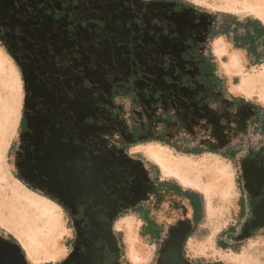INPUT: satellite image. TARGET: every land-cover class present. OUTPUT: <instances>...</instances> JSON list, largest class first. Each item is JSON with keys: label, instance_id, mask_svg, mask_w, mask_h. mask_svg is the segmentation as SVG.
Instances as JSON below:
<instances>
[{"label": "rangeland", "instance_id": "374dc122", "mask_svg": "<svg viewBox=\"0 0 264 264\" xmlns=\"http://www.w3.org/2000/svg\"><path fill=\"white\" fill-rule=\"evenodd\" d=\"M77 1L80 7H69L66 3L69 0H0V240L16 244L28 264H59L78 244V230L72 213L62 202L54 201L51 192L47 193L35 182L25 179L17 159L22 139L21 121L27 102V69L41 67L42 63L37 64L36 59L45 56L46 60H51L52 53L59 50L56 68L69 74L68 69L75 57L73 49H88L82 42L75 41L73 35L76 29L85 30L90 22H78L75 18L84 15L88 18L87 12L92 14L95 8L89 6V0ZM100 1L107 9L119 6L115 15L124 18L105 21L106 28L111 25L112 33H119L134 9L130 0ZM181 1L206 15L228 9L229 4V0ZM257 2L248 0L246 5L255 9ZM58 13L61 14L59 17ZM150 24L154 23L150 20L148 26ZM155 26L159 32L173 30L163 22L155 23ZM233 73L225 77L227 82L238 85L249 76L245 97L248 102L264 108V63L243 67L242 72ZM76 89L78 93L82 92L80 87ZM126 92H122L125 95L122 101H117L124 116L128 117L133 106ZM225 114L228 118L201 115L200 124L193 128L195 136L207 146L204 151L187 153L161 145L160 141H151L145 145L151 149L150 152L145 149L147 155L144 152L130 154L141 158L147 172L156 179L164 178L183 191L196 193L201 209L195 220L191 216V207L181 194L156 192L149 204L152 217L161 227L157 243H154L152 237L138 234L140 220L126 207L114 221L117 229H113V225L111 229L117 264H264V228L239 238L245 231L242 225L247 223L246 192L242 180V161L247 157V150L231 158L218 153L226 141H238L248 131L247 112H239L234 117L231 113ZM126 123L124 119L123 124ZM252 145L250 151L257 152L258 141L253 140ZM175 146L182 147L179 142ZM119 171L118 174L123 173V168ZM143 175L142 170V180L145 179ZM186 223L191 229L185 226ZM180 224L188 229L187 233L189 231L183 250H178L177 245L182 232Z\"/></svg>", "mask_w": 264, "mask_h": 264}, {"label": "crops", "instance_id": "0c3cea01", "mask_svg": "<svg viewBox=\"0 0 264 264\" xmlns=\"http://www.w3.org/2000/svg\"><path fill=\"white\" fill-rule=\"evenodd\" d=\"M179 1L154 0L145 3L144 0H130V6L134 9L126 22L129 26L124 25L126 30L123 27L122 32L119 30V33L113 34L114 29L111 25L106 28L105 21L124 18L123 15H115L119 6L107 9L100 0H89V6H94L95 11L92 14L88 11V18L84 15L75 20L89 21L90 25L85 30L76 29L73 35L75 41L82 42L88 49H73L74 62L68 69L69 76H75L76 85L82 91L79 100L86 104V115L90 123L87 143L93 152L92 157L107 161L116 173H120L121 165L135 163L138 171L141 173L143 170L145 174L142 182L146 186L139 191L138 199L131 206L139 204L147 210L146 222L141 215L143 213H133L140 220L138 234L152 237L154 243H157L156 237L150 232L142 233L150 220L154 223L151 225L153 231L161 228L151 215V196L159 191L172 192L174 195L179 192L170 189L171 183L166 179L151 176L145 164L140 162L141 158L130 154L145 153L146 144L160 141L157 134H162L166 141L164 144L160 141L161 145L175 148L177 142H183L186 144L185 148H205L207 146L195 136L193 129L200 124L201 115L209 118L220 115L219 119L221 116L223 119L228 118L225 113H231L234 117L243 111L247 112L248 131L245 133V142L248 143L246 147H240L239 153L252 149L253 140L258 141L259 148L264 147V128L260 132L253 131V126L249 123L251 109L239 104L236 99L248 101L245 96L250 77L246 75L248 77H244L243 83L238 85L225 79L235 71L229 66L230 56L233 54L238 55L241 61L244 59L240 72L243 67L264 63V9H259V12L251 10L244 1L234 0L232 5L228 4V9L206 15L198 8L184 6L187 3ZM66 3L69 7L80 5L78 1L73 4L69 0ZM224 15L229 21L239 24L237 29L233 27L219 30ZM150 20L154 24L148 26ZM158 22L168 24L170 29L178 24L185 25L184 31L181 34L173 31L159 32L154 28ZM210 29L217 32L211 35ZM200 55L201 59L196 60ZM206 57L208 62L214 63V74L221 78V83H212L208 87L194 80L201 64L203 63L204 68L207 66L203 60ZM183 74L187 76L186 85L179 81ZM128 79L131 80L130 83L122 84ZM126 91L134 109H130L128 117L124 116L122 106L118 103L125 96L122 92L126 94ZM173 118L177 119L178 124L173 122ZM124 119L127 125L123 124ZM144 122L145 132L150 133L153 139L132 143L129 135L135 127L143 128ZM241 140L242 138L238 141L228 140L221 148ZM147 151L150 152L151 149L147 148ZM184 198L189 202L188 198ZM185 226L191 229L189 223ZM149 227L150 225L147 227L150 231ZM114 228L117 229L113 222Z\"/></svg>", "mask_w": 264, "mask_h": 264}, {"label": "flooded vegetation", "instance_id": "af4514ba", "mask_svg": "<svg viewBox=\"0 0 264 264\" xmlns=\"http://www.w3.org/2000/svg\"><path fill=\"white\" fill-rule=\"evenodd\" d=\"M184 27L178 24L172 31L181 34ZM59 53L55 50L51 60L40 56L36 63H42L41 67L26 71L19 169L25 179L51 192L50 197L72 213L78 230V244L72 252L76 257H95V264H117L112 225L136 202L144 183L137 164L122 165L121 175L107 161L92 157L86 104L79 100L75 76L56 68ZM246 150L242 180L247 223L242 227L244 234L252 235L264 228V147L255 153Z\"/></svg>", "mask_w": 264, "mask_h": 264}, {"label": "trees", "instance_id": "16d2710c", "mask_svg": "<svg viewBox=\"0 0 264 264\" xmlns=\"http://www.w3.org/2000/svg\"><path fill=\"white\" fill-rule=\"evenodd\" d=\"M158 1H164V0H158ZM165 1H178L180 2L179 0H165ZM71 2L74 4L77 2V0H71ZM184 6H187L189 7L190 5L186 4ZM57 17H59L61 14H56ZM217 16H215V19H216ZM239 26V24L237 23H234L232 21H229V18L227 16L224 15V21L221 22V26L218 27L219 30L222 29V30H227V28H232L235 27V29H237V27ZM234 29V30H235ZM217 32V30L215 31L214 29H210V33L211 35L215 34ZM206 58H203L204 60V63L207 64V66L204 68L203 67V63L201 64V67L199 68V72L198 74H196L194 76V80L200 84V85H203L205 87H208L210 84L214 83V84H219L221 83V78H219L216 74H214V69H215V66H214V63L212 62H208ZM201 59V55L199 57H196V60H200ZM186 79H187V76L186 75H181L179 77V81L186 85ZM131 80L128 79L127 81H123L122 84H128L130 83ZM238 103L243 105L244 107H248L251 109V114L249 116V123L250 125L253 126V131L254 132H260L261 130H263L264 128V109L260 106V105H257V104H253V103H250L244 99H240V98H236ZM136 100H138V98H136ZM138 104V103H137ZM23 117H22V121H21V130L23 128ZM173 122L177 123L178 124V121L177 119L175 120V118H173ZM143 128H139V127H135L136 129L129 135V138L132 139V143H135V142H138V141H145V140H152L153 139V136L150 134V133H146L145 132V126H146V123L144 122L143 124ZM253 132V133H254ZM245 135L244 137L242 138L241 141L239 142H235V143H228L221 151H218L219 154L223 155L224 157H227V158H231L233 157L235 154L239 153V150H240V147L244 146L246 147L247 144L245 142ZM158 138V137H157ZM163 144L166 142L164 140V137L162 135V137H159V139ZM181 146L182 147H175V149H178L180 151H185L187 153H198L199 151H204L205 148L203 147H196V148H192L190 146V148H185L186 144L183 143V142H180ZM207 148V147H206ZM210 151H213V152H216L212 149H209ZM162 184L164 183H167V182H161ZM166 185V184H165ZM169 188L181 193L184 197L188 198L189 202V206L191 207L192 209V218L197 220L198 219V213L200 212V209H201V205L199 203V201L197 200V194L192 192V191H183L182 189H180L179 187H177L176 185H169ZM53 199V198H52ZM54 200V199H53ZM55 201V200H54ZM133 212H136L137 214H141L144 221L146 222L147 221V210L144 209L141 205L139 204H136L135 206L131 207L130 208ZM121 215V214H120ZM150 231L148 230V226L146 224L145 226V230H142V233L143 234H149L148 232H150L151 235H153L154 237L158 238L160 235L159 231H153L152 230V227L151 225H153V220H150ZM158 230V229H157ZM153 231V232H151ZM189 235V231L188 233L184 236V239L182 241V245L181 247L183 248V245H184V242L187 238V236ZM13 240V239H12ZM65 260V259H64ZM63 260V261H64ZM62 261V262H63ZM62 262H60L59 264H61Z\"/></svg>", "mask_w": 264, "mask_h": 264}, {"label": "water", "instance_id": "95a60500", "mask_svg": "<svg viewBox=\"0 0 264 264\" xmlns=\"http://www.w3.org/2000/svg\"><path fill=\"white\" fill-rule=\"evenodd\" d=\"M182 223V222H181ZM180 237L178 238V250H180L184 236L187 234V230L184 224H180ZM184 229V231H183ZM186 229V230H185ZM246 236L242 234L239 238ZM164 253V252H162ZM81 256V255H80ZM95 257H76V254L72 253L61 264H95ZM0 264H28L25 261L23 255L19 253V247L16 244H2L0 243Z\"/></svg>", "mask_w": 264, "mask_h": 264}, {"label": "bare ground", "instance_id": "6f19581e", "mask_svg": "<svg viewBox=\"0 0 264 264\" xmlns=\"http://www.w3.org/2000/svg\"><path fill=\"white\" fill-rule=\"evenodd\" d=\"M241 1H244L245 3L248 1V0H241ZM258 2V5H257V8H255V9H253V8H250L251 10H258V12H259V9H264V0H257ZM234 2V0H229V3L232 5V3ZM247 4V3H246ZM246 7H247V5H246ZM247 8H249V7H247ZM243 53V52H242ZM237 54V53H236ZM238 54H240L239 52H238ZM244 60V59H243ZM242 60V61H243ZM242 61H241V59L239 58V56L238 55H235V54H233L232 56H230V60H229V66H231V68L233 69V70H235V71H237V70H239L240 69V67H241V64H242ZM228 69V68H227ZM1 117V116H0ZM0 120H1V118H0ZM0 124H1V121H0Z\"/></svg>", "mask_w": 264, "mask_h": 264}]
</instances>
